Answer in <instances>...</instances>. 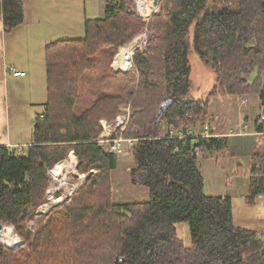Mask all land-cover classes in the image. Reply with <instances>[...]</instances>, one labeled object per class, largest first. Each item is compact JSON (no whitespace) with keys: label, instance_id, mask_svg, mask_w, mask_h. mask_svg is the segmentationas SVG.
I'll use <instances>...</instances> for the list:
<instances>
[{"label":"trees","instance_id":"trees-1","mask_svg":"<svg viewBox=\"0 0 264 264\" xmlns=\"http://www.w3.org/2000/svg\"><path fill=\"white\" fill-rule=\"evenodd\" d=\"M133 2L114 0L103 19L85 21L83 39L46 48L48 99L33 146L26 155L0 146V225L24 243L16 251L0 243V264H264V233L236 226L230 198L206 195L192 141L159 139L157 121L200 131L212 99L236 96L257 98L264 119V0H160L149 23ZM25 14L21 0H0L6 32L25 24ZM145 31L134 70L115 72L118 50ZM192 52L216 75L205 98L191 94ZM126 105L134 113L123 136L137 140L130 176L149 200L115 204L117 157L96 141L101 122H116ZM216 142L202 139V154ZM72 153L78 173L91 175L65 206L36 216L50 172Z\"/></svg>","mask_w":264,"mask_h":264},{"label":"crops","instance_id":"crops-1","mask_svg":"<svg viewBox=\"0 0 264 264\" xmlns=\"http://www.w3.org/2000/svg\"><path fill=\"white\" fill-rule=\"evenodd\" d=\"M27 1L35 11L26 12L25 24L19 28L6 32L0 16V146L7 147L15 153L22 150L25 155L28 148L33 146L35 120L45 112L48 99L46 48L56 42L69 41L64 37L54 38V35H84L85 37V21L103 19L105 8L112 3L107 2L103 5V10L100 12L102 14L99 16L88 18L87 14L90 10L87 0ZM95 8V6L92 7L93 10ZM17 30H25L26 38L24 39L33 43L32 47L35 45L37 47L35 58H29V61L23 64L18 61V55L22 53L21 33L12 35L14 38L11 46L9 44V53H13L11 57H6L8 38L11 36L8 34ZM33 52L35 51L29 50L28 57ZM11 70L25 73V76L15 77L11 74ZM29 73H31L30 76ZM20 82H25L28 88L27 99L21 100V90L17 88L12 100L10 87L12 84L16 87ZM249 106L248 118L244 119L249 125L248 132L246 135L231 138L226 135L236 124L234 111L228 110V106L226 107L222 99L211 100L205 123L210 126L211 132L218 136L212 138L218 142L215 143L214 148L203 153L198 163L205 181L206 195L230 198L234 207L238 197H241L245 202L242 208L248 216H252L254 212L251 204L256 202L260 203L264 215L262 206L264 188L259 187L257 182L264 179V132L259 130L264 124V119L261 125L254 122V118L262 115L263 112L257 98H250ZM219 146V150L215 149ZM130 156L133 160L132 154ZM144 194L138 199V203L149 200L148 194ZM247 215L244 221L251 225L247 229L258 231L254 226L260 225L259 219L248 218ZM261 229L262 226H260V231Z\"/></svg>","mask_w":264,"mask_h":264},{"label":"rangeland","instance_id":"rangeland-1","mask_svg":"<svg viewBox=\"0 0 264 264\" xmlns=\"http://www.w3.org/2000/svg\"><path fill=\"white\" fill-rule=\"evenodd\" d=\"M21 1L24 4L26 12L35 11L34 8H32V5L29 4L27 0H21ZM86 2H87L88 9L90 10L88 11L87 16L88 18H94V17L99 16V14H102L100 12L101 10H103V5H105L107 2H113V0H87ZM146 5L149 6L148 12L150 13V15L159 14L160 3H159V8H154L153 0H148ZM93 6L96 7L94 10L92 9ZM134 6H135V2H133L131 9ZM25 18H26V14H25ZM18 31H23V32H18ZM14 33H21L20 34L22 35L21 38H23L20 41V49L22 53L21 55H18L19 56L18 61L20 62V64H23L29 61V58L31 59L35 58V56L37 55V52H36L37 47L36 45L32 47L33 43H31L27 39H24L26 38L25 30H17L16 32H12V34H8V35H11V36L15 35ZM11 36H9L8 38V53L6 52V57L8 58L9 56L11 57L13 53V52L11 54L9 53V49H10L9 44L11 46V41L14 38V36L12 37ZM62 37L67 38L68 40H74V39H79V38L83 39L84 35H66V36L65 35H54V38H62ZM138 37H140V39L136 41V38ZM138 37H136L130 44H127L126 46H124V47L132 48V54L130 55V60H129L131 67L125 69L122 67L120 62H117V55L120 54V49H119L115 56V60H114L115 63L113 62V65H112V69H114L115 72L126 73L130 70L132 71L134 70V65H133L134 62H132L133 55L137 49L141 51H145L147 49L146 47H147V42L149 40V34L147 31H145V33L139 35ZM29 50H32L35 52L30 53L28 57ZM189 58H190V64L192 68V73H190L191 82H192L191 94L197 98H205L211 91L212 87H214L213 85L216 80V75L208 64H204L200 61L196 53L192 52ZM30 74L31 73H29V76ZM36 74L37 73L35 72V75ZM17 88L21 90V97H20L21 100L22 101L26 100L27 99L26 91L28 88L25 82H20L19 84H17L16 87H14L13 84L11 85L10 87L11 99L12 100L14 99V93ZM245 97L247 98L246 99L247 103L246 105L242 106L239 104L240 102L239 100H242ZM244 98L242 96L240 97L236 96L232 98L227 97V98L222 99L226 107L228 106L227 109L230 111H234L235 121L237 120L236 123L238 122L239 118L241 119L245 117L248 118L249 109H250L249 103H250L251 97L244 96ZM121 115H122V112H120L118 116H121ZM102 122H107L108 124L113 125V129L116 128V131L118 130L123 131L122 129L124 127L126 129V126L129 121L127 123L123 121V122H120V124L117 123V120L116 122H111V123L105 120ZM102 122H101V125H102ZM242 135H246V133H242L241 135H238V136H242ZM101 136L96 141V143H98L102 147L103 145L100 144ZM131 148L126 149L125 154L122 157L117 159V168L115 171L111 173L112 198L115 204L138 203L137 202L139 201L138 199L142 198L141 196L145 195L144 193L148 194V191L146 189L134 186L132 184V180L130 176V170L132 169L131 167L133 166V160L131 159V156H130ZM73 155L74 154H70L69 158L66 161H63L62 163H60V165L64 164L65 167L62 168L61 173H59V175L55 176L51 174V172L54 169L50 172V175L53 179V184L51 185V187H49V190L46 193V199H45L44 204L40 206L35 212L36 216L46 215L53 209H58V208L65 206L67 204V201L70 200L74 196V194L84 185L85 181L91 175L90 173L87 175H83V174L80 175L78 173L77 165L79 162L77 158L71 159V156ZM69 160L76 161V164L72 168L68 167L67 163ZM91 173L92 174L96 173V170H92ZM244 203L245 202L242 201L241 197H238L237 201L235 202L234 217L236 218L235 219L236 226L247 228V227H251V225L249 224V222L244 221L245 216L247 215L246 211H244V209L242 208ZM251 205L253 206L252 209H253L254 214L252 216L247 215V217L248 218L254 217V218L259 219L258 222L260 225L254 226V228L258 230L257 232H259L260 234H263L264 233V215L262 214L263 212L261 211L260 203L256 202L255 204H251ZM34 226H35L34 222H30L28 225L29 230H33ZM260 226H262L261 231H260ZM6 232L7 233L10 232L11 239L16 241L14 245L10 243L9 240L11 239H9L7 236L5 237ZM178 233H179L180 238L183 239L187 245H189L190 236H189V230H188L187 225L182 224V223L178 224ZM0 243L15 251L21 249L24 245L23 241L18 237V235L15 233L12 227H6V229L4 230V237H0Z\"/></svg>","mask_w":264,"mask_h":264},{"label":"built area","instance_id":"built-area-1","mask_svg":"<svg viewBox=\"0 0 264 264\" xmlns=\"http://www.w3.org/2000/svg\"><path fill=\"white\" fill-rule=\"evenodd\" d=\"M139 1L140 0H134L135 6L132 9L134 10L135 13L138 14L140 18L143 19V21L149 23L153 14L151 15L142 14L139 10ZM153 5H154V0H153ZM11 74L15 77L25 76V73H18L14 70H11ZM246 99L247 98L245 97L244 99L239 100L240 101L239 104L242 106L246 105L247 103ZM120 112H122V115L118 116L116 119L118 124H120V122L123 121L127 123L134 113L130 105H126L122 107L120 109ZM40 118H43L42 114L40 115ZM244 119L245 118L242 119L239 118L238 122L233 126V128H231V130L228 132L226 136L232 138L233 136H238L241 135L242 133H247L249 129V125ZM262 120L263 119L261 115L256 116V118H254V122H256L258 125L262 124ZM160 122L161 124H160L159 139H171V140L178 139L181 142H187L188 140H191L193 143V155H195V157L199 159L203 155L201 151V147H199L200 146L199 142L202 139L205 141L208 139L218 137L217 135L211 132L209 125H205L202 130L197 132L192 128L175 129L173 127H170V125L166 120H160ZM102 127H103V133L101 136L100 144L103 145L102 147L104 148V151L106 153L115 155L117 159L125 154L126 149H130L136 144L137 140L123 137V132L125 130V127L122 129L123 131L120 130L116 131V128L113 129V125H110L107 122H102ZM17 154L23 155L22 150L17 151ZM262 206L264 209V204Z\"/></svg>","mask_w":264,"mask_h":264},{"label":"bare ground","instance_id":"bare-ground-1","mask_svg":"<svg viewBox=\"0 0 264 264\" xmlns=\"http://www.w3.org/2000/svg\"><path fill=\"white\" fill-rule=\"evenodd\" d=\"M148 2V0H140L139 1V10H140V12L142 13V14H145V15H150V13L148 12V10H149V6H147L146 5V3ZM150 3V2H149ZM154 9V8H153ZM140 39V37H138V38H136V41H138ZM132 54V48L131 47H123V48H121L120 49V55H121V60H122V62H120L121 63V65H122V67L123 68H125V69H127V68H129V67H131L130 65V55ZM75 159L76 157L73 155V156H71V159ZM68 167L70 168H72L75 164H76V161H74V160H69L68 161ZM65 167V165L63 164V165H60V164H58L55 168H54V170L51 172V174L52 175H55V176H57V175H59V173H61V170H62V168H64ZM8 237L9 239H11V234H10V232H6V234H5V237ZM10 241V243L11 244H15L16 243V241L15 240H13V239H11V240H9Z\"/></svg>","mask_w":264,"mask_h":264},{"label":"water","instance_id":"water-1","mask_svg":"<svg viewBox=\"0 0 264 264\" xmlns=\"http://www.w3.org/2000/svg\"><path fill=\"white\" fill-rule=\"evenodd\" d=\"M159 3L160 0H154V7L155 8H159ZM121 55L118 54L117 55V62H121ZM164 108H166V106H164ZM163 111V110H162ZM162 116V115H161ZM161 116L158 117L157 121L159 122V120L161 119ZM6 229V226H4L3 224L0 225V237H4V230Z\"/></svg>","mask_w":264,"mask_h":264}]
</instances>
